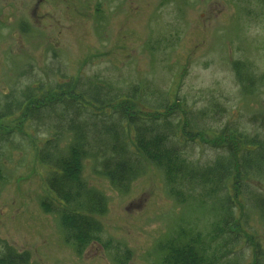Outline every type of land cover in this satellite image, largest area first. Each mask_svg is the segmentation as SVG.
<instances>
[{"label":"rangeland","instance_id":"rangeland-1","mask_svg":"<svg viewBox=\"0 0 264 264\" xmlns=\"http://www.w3.org/2000/svg\"><path fill=\"white\" fill-rule=\"evenodd\" d=\"M79 76L121 91L139 84L152 110L176 102V123L200 130L176 141L189 160L212 163L232 143L224 126L264 133V0H0V110L12 97L22 101L9 104L19 105ZM53 131L25 111L0 120V253L10 245L29 252L30 264H158L159 244L179 229H212L214 212L177 203L149 163L121 193L87 160L84 178L107 197L108 211L99 216L100 240L79 253L42 206L55 199L38 158ZM245 185L248 208L244 218L235 211L242 226L233 229L239 237L223 249V264H264V175Z\"/></svg>","mask_w":264,"mask_h":264},{"label":"trees","instance_id":"trees-1","mask_svg":"<svg viewBox=\"0 0 264 264\" xmlns=\"http://www.w3.org/2000/svg\"><path fill=\"white\" fill-rule=\"evenodd\" d=\"M234 66L241 69L240 62ZM142 91L146 92L139 84L121 91L98 76L87 80L79 76L43 89L40 96L27 94L19 105L9 104L18 98L12 97L0 110V120L17 110L25 111L29 119L54 129L38 152L40 162L49 168L46 184L55 196L54 200L46 197L42 206L58 216L66 240L79 253L100 240L103 224L99 216L108 211L107 197L84 178L85 161L91 160L93 171L121 193L130 191L149 163L164 175L177 203H194L214 212L209 233L181 228L160 243L158 264H223V249L236 242L239 233L233 229L242 226L235 211L240 208L244 218L248 208L242 198L248 190L245 181L264 175V133L250 137L224 126L221 133L233 136L232 143L222 147L223 156L206 165L194 163L176 139L180 135L195 139L200 130L188 129L186 122L176 123L174 115L180 113L174 101L162 102L153 110L143 104ZM262 119L264 128V116ZM67 136L68 143L63 144ZM209 200L215 201L213 205L208 206ZM262 204L255 202L254 206ZM221 236L227 238L219 246ZM30 260L29 252H18L10 245L0 253V264H30ZM257 264H261L260 258Z\"/></svg>","mask_w":264,"mask_h":264}]
</instances>
